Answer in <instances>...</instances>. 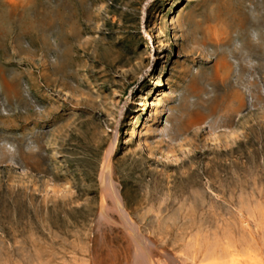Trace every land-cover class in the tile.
<instances>
[{
	"label": "rangeland",
	"instance_id": "1",
	"mask_svg": "<svg viewBox=\"0 0 264 264\" xmlns=\"http://www.w3.org/2000/svg\"><path fill=\"white\" fill-rule=\"evenodd\" d=\"M261 20L0 0V264H264Z\"/></svg>",
	"mask_w": 264,
	"mask_h": 264
},
{
	"label": "bare ground",
	"instance_id": "2",
	"mask_svg": "<svg viewBox=\"0 0 264 264\" xmlns=\"http://www.w3.org/2000/svg\"><path fill=\"white\" fill-rule=\"evenodd\" d=\"M257 22V21H256ZM261 22H264V20L262 21L261 20ZM252 30H257L258 31V33H260V32H262V33H260V34H262V36L264 35L263 33H264V25H262L260 22H257V23H255L254 25H253V27L251 28ZM257 33V32H256ZM259 34V35H260ZM261 36V37H262ZM258 37V36H257ZM262 41H261V39H258L257 40V43H258V45H263V47H264V37H262ZM260 40V41H259ZM248 45H247V43L245 42V44H244V48H246ZM259 50H260V48H259ZM259 50H255V48H252V49H250V53H252L254 56H260V51ZM257 57V58H258ZM247 58V57H246ZM114 146V145H113ZM111 147V150H110V152L108 153V155H109V158L107 159V161H106V164H105V174L107 175V173H108V176H107V182H110L109 181V176H110V173H109V164H110V162H109V160H110V157L112 156V154H113V149H114V147ZM106 178V177H105ZM115 198H116V203L118 204L119 203V205H120V207H121V203H120V201H119V198H118V195L117 196H115ZM119 211H120V213H122L123 214V216L125 215V213H124V210H123V208L121 207V209H119ZM125 217V216H124ZM138 238V237H137ZM145 241V240H144ZM142 244V243H141ZM146 246V245H145ZM139 262H140V264H153L152 263V261H151V258H150V255H149V253H145L143 250L141 251L140 250V252H139Z\"/></svg>",
	"mask_w": 264,
	"mask_h": 264
}]
</instances>
